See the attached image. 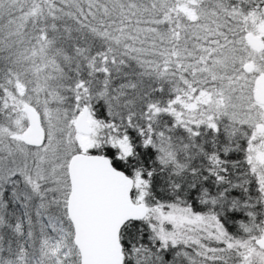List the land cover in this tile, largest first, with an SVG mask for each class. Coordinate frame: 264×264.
I'll return each mask as SVG.
<instances>
[{
    "label": "snow or ice",
    "instance_id": "1",
    "mask_svg": "<svg viewBox=\"0 0 264 264\" xmlns=\"http://www.w3.org/2000/svg\"><path fill=\"white\" fill-rule=\"evenodd\" d=\"M0 264H264V0H0Z\"/></svg>",
    "mask_w": 264,
    "mask_h": 264
}]
</instances>
